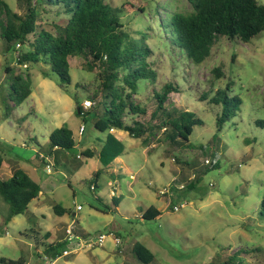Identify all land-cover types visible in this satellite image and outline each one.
<instances>
[{
    "label": "rangeland",
    "instance_id": "374dc122",
    "mask_svg": "<svg viewBox=\"0 0 264 264\" xmlns=\"http://www.w3.org/2000/svg\"><path fill=\"white\" fill-rule=\"evenodd\" d=\"M6 1L18 13L26 7L22 0ZM107 1L114 7L130 4L125 6V20L133 24V36L142 47L153 50L150 60L158 80L154 85L140 83L134 102L143 103L147 114L139 119L151 120L156 107L153 91L173 82L180 93L170 95V107L196 113L204 125L196 126L190 137L193 148L185 152L175 148L171 153L167 151L173 147L160 142L163 131L146 141L119 130L100 132L77 113L79 104L93 102L99 86L97 72L87 71L82 58L71 60L72 83L61 86L57 75L45 78L43 64L19 65L20 52L6 53L0 41V178L11 177L18 164L43 189L28 210L8 225L4 218L9 206L0 200V257L22 259L24 264H141L132 256L139 243L154 253L151 264H222L236 253L241 264H264V32L248 44L221 39L211 56L197 65L171 43V19L175 12H192L188 0ZM41 16L39 29L48 31L62 17L55 11ZM7 66L19 74L29 73L32 79L31 96L8 117ZM228 85V95L238 97L241 104L219 132L216 123L222 106L210 100ZM93 103L87 111L94 110ZM83 124L86 129L80 135ZM63 126L74 134L73 158L67 162L68 169L58 164L48 174L41 160L43 148L47 149L52 131ZM215 135L217 148H209ZM203 145L206 149L199 151ZM86 150L94 157H85ZM107 150L117 154L108 165L102 158ZM194 176V186L181 189ZM115 198L120 200L118 207ZM55 205L66 213L55 214ZM107 205L111 209L105 212L102 208ZM151 206L161 211L160 217L142 219ZM70 227L83 241L105 234V246L86 248L74 238L65 247L72 252L67 257L54 260L46 255L45 246L68 240ZM80 232L89 236L84 238ZM117 237L121 246L115 242Z\"/></svg>",
    "mask_w": 264,
    "mask_h": 264
},
{
    "label": "trees",
    "instance_id": "16d2710c",
    "mask_svg": "<svg viewBox=\"0 0 264 264\" xmlns=\"http://www.w3.org/2000/svg\"><path fill=\"white\" fill-rule=\"evenodd\" d=\"M22 1L26 7H22L23 12L18 13L6 0H0V41L3 42L6 53L20 52L18 64L21 66L43 64L45 78L55 74L59 77L61 86L72 83L71 60L82 58L86 70L97 72L99 81L92 98L97 108L89 112L78 105L77 113L83 117L85 124L91 121L100 132L114 129L127 132L133 138H144L145 141L156 132L163 131L160 142L173 147L167 153L173 152L175 148L181 152L193 148L189 142L190 137L195 127L203 126L204 121L187 109L170 107V95L180 93V86L177 84L170 82L160 92L154 90L152 102L156 107L151 120L147 123L139 119L147 114L143 103L134 102L140 83L146 81L154 85L158 80V71L150 60L153 58V50L149 46H141L133 36V24L125 20V6L130 4L114 7L107 0ZM188 1L193 8L192 12H175L171 19V43L180 49L181 54L184 51L194 64L205 62L221 39L248 44L264 32V4L259 0ZM48 11H55L62 17L53 23L52 30H40L41 12ZM18 45L25 50L17 51ZM215 71L218 76L222 75L219 68ZM6 72L9 73L11 82L10 97L6 100L8 117L31 96L32 79L29 73L19 74L9 66L6 67ZM228 91L229 85L225 89H218L210 100L212 104L222 106L216 123L219 132L231 117L236 116L241 104V100L230 97ZM110 137L109 135L108 138ZM216 138L215 135L212 143L207 144L209 148H217ZM75 146L73 131L66 126L57 128L49 137L47 149L43 148L41 160L47 165V159H51L55 167L61 164L67 168V162L73 158L70 152ZM198 148L199 151L206 149L205 145ZM117 150L122 152L120 147ZM83 154L88 158L95 155L91 150H86ZM78 155L75 156L76 160ZM116 155L111 151L102 153L103 162L108 165ZM63 159L66 160L65 163L62 162ZM174 159L179 160L178 157ZM2 162L0 158V170ZM184 164L190 168L192 166L189 161H184ZM212 164L209 160L208 166ZM15 166L11 177L0 178V200L9 206L4 218L5 225L24 214L29 205L43 194L41 185L25 169L18 164ZM100 173L98 171L96 176ZM196 179L197 176H194L184 188H192ZM95 188L96 186L94 189L91 186V190ZM114 203L118 207L120 200L115 198ZM102 209L107 212L111 206L107 205ZM54 212L62 216L66 209L55 205ZM160 215L161 211L151 206L143 212L141 218L153 220ZM79 234L84 238L89 236L83 232ZM67 242L69 241L61 240L48 244L44 253L54 260L67 257L64 255ZM237 254L222 264H241L236 258ZM132 256L136 263L141 264H151L155 260L154 253L139 243L134 245ZM0 264H24V260L12 261L0 257Z\"/></svg>",
    "mask_w": 264,
    "mask_h": 264
},
{
    "label": "built area",
    "instance_id": "2783aa9c",
    "mask_svg": "<svg viewBox=\"0 0 264 264\" xmlns=\"http://www.w3.org/2000/svg\"><path fill=\"white\" fill-rule=\"evenodd\" d=\"M17 48H20V46L18 45V47ZM26 67H27V65H25ZM92 104H94L93 102H91L90 100H87V101H85L84 102V105H83V107H84V110L85 111H87V110H89L91 107H92ZM85 129H86V127H85V124H83L81 127H80V135H83V133L85 132ZM111 131H114V129H112ZM207 162H209V161H207ZM46 168H47V172H48V174H50V172H52L53 171V168H54V163H53V161L51 160V159H47V165H46ZM181 189H184V185H182L181 186ZM184 207V204H182L181 206H176L175 208H174V210L175 211H179L181 208H183ZM77 209L78 210H80L81 209V207H77ZM67 236H68V241L69 242H73V240H74V238L76 239V240H78L79 241V244H83V245H85V247L86 248H95V247H103V246H105V242H106V240H107V236L105 235V234H101V235H99L97 238H96V240H94V241H83L82 239L83 238H81V237H79V236H75L74 235V233H73V229L70 227L68 230H67ZM115 242H116V244L118 245V246H121V244H122V242H121V239L119 238V237H117L116 239H115ZM72 252L71 251H65L64 252V255L66 256V255H69V254H71Z\"/></svg>",
    "mask_w": 264,
    "mask_h": 264
}]
</instances>
